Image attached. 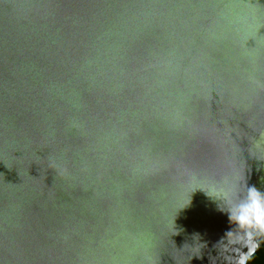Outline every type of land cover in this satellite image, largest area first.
<instances>
[{"label": "water", "instance_id": "water-1", "mask_svg": "<svg viewBox=\"0 0 264 264\" xmlns=\"http://www.w3.org/2000/svg\"><path fill=\"white\" fill-rule=\"evenodd\" d=\"M247 186L264 0H0V264H235Z\"/></svg>", "mask_w": 264, "mask_h": 264}, {"label": "clouds", "instance_id": "clouds-1", "mask_svg": "<svg viewBox=\"0 0 264 264\" xmlns=\"http://www.w3.org/2000/svg\"><path fill=\"white\" fill-rule=\"evenodd\" d=\"M226 204L229 222L234 225L226 233V240L242 249L238 250L235 264H249L260 247L259 238L264 237V191L247 186L242 195L226 197Z\"/></svg>", "mask_w": 264, "mask_h": 264}, {"label": "trees", "instance_id": "trees-1", "mask_svg": "<svg viewBox=\"0 0 264 264\" xmlns=\"http://www.w3.org/2000/svg\"><path fill=\"white\" fill-rule=\"evenodd\" d=\"M249 264H264V243L255 253Z\"/></svg>", "mask_w": 264, "mask_h": 264}]
</instances>
